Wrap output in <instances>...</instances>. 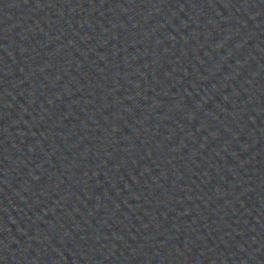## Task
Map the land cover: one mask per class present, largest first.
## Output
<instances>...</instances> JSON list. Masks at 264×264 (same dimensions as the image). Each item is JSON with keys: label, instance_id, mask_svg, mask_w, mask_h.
<instances>
[{"label": "water", "instance_id": "water-1", "mask_svg": "<svg viewBox=\"0 0 264 264\" xmlns=\"http://www.w3.org/2000/svg\"><path fill=\"white\" fill-rule=\"evenodd\" d=\"M0 264H264V0H0Z\"/></svg>", "mask_w": 264, "mask_h": 264}]
</instances>
